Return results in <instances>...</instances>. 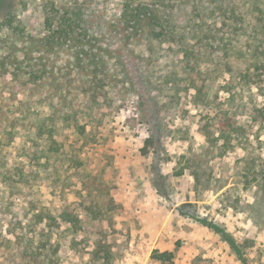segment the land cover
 <instances>
[{
  "label": "rangeland",
  "instance_id": "374dc122",
  "mask_svg": "<svg viewBox=\"0 0 264 264\" xmlns=\"http://www.w3.org/2000/svg\"><path fill=\"white\" fill-rule=\"evenodd\" d=\"M13 1L0 18L13 12L26 27L0 30V264H264V38L253 0H194L198 27L228 31L216 20L225 3L246 18L226 59L191 36L184 52L126 41L121 0H79L98 35L94 58L54 54L31 91L12 78V59L40 66L43 5L72 0ZM241 59L247 79L225 66ZM46 117L55 143L38 136ZM154 127L160 143L146 150Z\"/></svg>",
  "mask_w": 264,
  "mask_h": 264
},
{
  "label": "trees",
  "instance_id": "16d2710c",
  "mask_svg": "<svg viewBox=\"0 0 264 264\" xmlns=\"http://www.w3.org/2000/svg\"><path fill=\"white\" fill-rule=\"evenodd\" d=\"M7 2L9 0H0V10L7 5ZM10 2H13L14 5L13 0ZM197 3L194 0H182L181 2L172 0H121L120 22L118 25L120 30L122 29L128 34L126 41L139 38L144 40L148 46L152 42L168 43L178 48L179 52H184L186 50L184 44L187 42V36H191V38H197L209 44H218L222 49L221 58H228V50L229 46H231L229 44H232L233 40H238L243 34H247L243 25L247 21L246 18L235 6L229 5V3L222 4L216 20L221 21L223 26L229 30H224L225 32L222 31L220 34L221 30L219 29L221 28L205 29L198 27L201 23V14ZM42 11L43 28L46 33L39 38L40 40L37 43L41 53L40 66L36 67L35 65L26 64L25 59H21L17 55L13 57L11 62L12 78L23 86L24 84L28 85L26 90L30 91L33 86L35 87L43 79L47 78L49 69L46 67V61L54 54H58L63 50H72L75 52L76 60L79 62L82 60L81 55L83 52H86V54L88 52L94 58V53L91 49L98 43V35L91 25L90 16L84 2L72 0L71 5L66 3V5L62 6H58L55 2H46ZM248 11L249 15L255 20L256 25L259 26L257 27L259 30L257 32L264 38V0H253ZM227 22H230V25ZM25 27L26 23L21 21L13 12H7L0 18V30H6L10 35L24 36ZM251 34L249 33V35ZM26 46L30 48L36 45L28 40ZM26 50L27 48L24 49V52ZM244 54L245 52L241 53L242 56ZM261 54L264 55V52ZM90 60L89 63L91 64ZM232 62L234 65L226 63L225 66L230 71L235 70L238 76L243 79L249 78L252 64L256 69L261 66L260 64H263L261 58H257L255 63L250 66L246 65L245 60L242 59L239 61L241 63L237 65L235 63L238 61L234 60ZM170 75L175 77L173 73ZM173 79L168 77L165 82L174 85ZM190 81L193 87L197 85L195 78L190 77ZM134 86L133 88H135ZM260 117L264 121V109L260 113ZM50 121L51 117L40 120L38 136L43 140L55 143L54 128L52 125L47 124ZM225 127L227 130H236L230 121L226 122ZM81 130L84 132L83 127ZM227 130L224 131V137H227ZM160 136V128H152L150 135L145 141L144 149L148 150L150 147L155 146L157 142L160 143ZM49 218L50 222L47 226L51 227V221H55V218ZM64 218L72 227L80 228V218L77 215L67 213ZM198 221L220 232L215 225L208 223L206 220L198 219ZM153 256L160 262L172 263L173 260L171 252L160 253L155 251ZM105 264H108L107 261H105Z\"/></svg>",
  "mask_w": 264,
  "mask_h": 264
}]
</instances>
